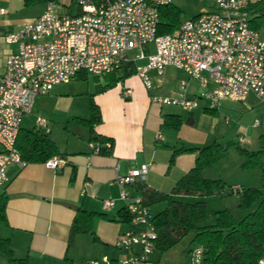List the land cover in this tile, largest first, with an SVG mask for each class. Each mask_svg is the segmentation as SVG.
Returning a JSON list of instances; mask_svg holds the SVG:
<instances>
[{"label":"crops","instance_id":"1","mask_svg":"<svg viewBox=\"0 0 264 264\" xmlns=\"http://www.w3.org/2000/svg\"><path fill=\"white\" fill-rule=\"evenodd\" d=\"M47 1L0 0V8L6 10L0 15L1 66L6 55L15 49V45L5 43L4 34L40 15ZM36 3H40L41 8L24 15V6ZM77 12L78 7L70 13ZM1 44L6 45L7 49L3 50ZM149 48L153 51L152 44H149ZM144 62L145 59L137 61L138 64ZM180 71L172 66H168L161 75L150 71L152 88L149 90L135 73L105 89L102 87L107 83L106 75L80 73L67 83L55 85L49 94L36 99L33 110L38 106L49 116L40 115L48 120V134L56 126L69 131L53 139L50 137L67 163L57 169H50L43 163L9 167V180L0 189V193L8 197L5 220H0V238L9 240L16 258H26L27 264H81L103 256L116 261L127 255L126 250L116 246L120 234L129 228L123 215L127 201L119 198L122 187L115 182L116 174L123 176L147 164L149 170L146 179L123 188L131 196L141 195L143 186L170 193L175 183L193 167L197 156V151H183L175 155L170 165L173 151L178 148H200L218 142L216 131L211 129L206 120L209 113L206 109L211 112L216 107H207L201 101L198 107L184 109L160 105L151 100L150 97L154 95L196 97L204 91L197 79L199 86ZM89 75L93 76L95 82L88 80ZM181 80L187 82L184 91L179 89ZM126 88L130 89L129 94H126ZM92 102L100 111V121L94 125L93 133L110 139L112 147L109 151L95 153L88 145L91 134L81 119L90 117ZM168 115L180 117L177 128L165 123ZM197 118L202 122L198 124ZM21 127L24 128L22 124ZM33 127L38 128L36 123ZM58 144L62 146L61 149ZM209 169L211 167L202 169L204 178L221 179L220 175H206ZM233 186L245 188L237 182L227 183L224 189L213 194L220 197L238 196V193H232ZM17 194L25 195L11 197ZM174 197L191 202L198 200L186 195ZM106 199H113L115 203L104 210L102 202ZM203 200L206 202V197ZM165 206L166 202L161 201L149 206V209L153 215ZM153 207L158 208L157 211H153ZM78 208L103 216L96 215L92 220L94 235L89 232L77 233L69 244V229ZM0 264H8L2 252Z\"/></svg>","mask_w":264,"mask_h":264},{"label":"built area","instance_id":"2","mask_svg":"<svg viewBox=\"0 0 264 264\" xmlns=\"http://www.w3.org/2000/svg\"><path fill=\"white\" fill-rule=\"evenodd\" d=\"M57 1L48 0L40 15L3 36L15 49L0 65V189L9 180V167L28 164L15 146L23 117L32 113L39 96L80 73L104 76L132 61L135 75L149 90V72L161 75L172 66L197 79L204 91L196 97H150L160 105L189 109L202 101L214 108L223 99L244 101L249 94L264 101V35L250 26V0H213L215 7L211 10L182 20L164 34L157 33L159 9L172 4V0H76L77 13L61 11ZM5 12L0 8V15ZM133 49L139 53L135 60H129L127 52ZM140 59L145 62L138 64ZM186 86L187 82L181 80L179 89L184 91ZM125 92L129 94L130 89ZM259 125L255 120L253 126ZM36 126L46 133L50 130L48 120L40 115L36 116ZM88 145L95 153L111 146L110 142L98 141ZM66 163L58 155L43 162L50 169ZM148 170V165L142 164L115 178L122 187L119 198L127 201L123 210L129 223L116 246L127 255L116 261L103 256L81 264H157L150 259L157 233L149 206L141 195L131 196L123 188L144 181ZM239 190L231 187L232 193ZM114 203L106 199L102 208L107 210ZM191 252L193 262L201 263L203 246ZM254 264H264V256Z\"/></svg>","mask_w":264,"mask_h":264},{"label":"trees","instance_id":"3","mask_svg":"<svg viewBox=\"0 0 264 264\" xmlns=\"http://www.w3.org/2000/svg\"><path fill=\"white\" fill-rule=\"evenodd\" d=\"M249 11L251 28L264 35V0L251 2ZM180 22V10L173 4L164 5L159 9L157 33H169ZM134 71L132 61L124 62L118 69L106 74L107 83L102 88L115 85L116 82L135 73ZM206 110L210 112L209 109ZM90 112L88 119H81L91 134L88 140L100 143L110 142V139L93 133L94 125L100 121L99 108L93 102L90 104ZM180 122L179 116L168 115L165 117V123L176 128ZM15 146L27 163H43L54 155H61L49 134L36 127H21ZM111 147L112 144L110 148L102 147L100 151H109ZM237 148L247 157L243 163L244 166L258 162L260 151L251 152L238 145ZM225 150L226 145L218 142L200 148H178L172 153L170 165L173 164L175 155L180 152L197 151V156L193 167L175 183L170 193L158 192L143 186L141 196L147 206L161 201L166 202L163 210L152 215V223L157 233L155 248L160 253L169 250L184 236L192 232L193 239L204 248L203 264H254L258 258L264 256V196L261 193V188H264V165L261 168L260 187L241 188L237 192L238 207L248 208L255 204L252 210L237 220L230 209L223 208L213 212L215 216L213 223H204L210 212L203 198L221 191L226 187V184L221 179L204 178L201 171L203 168L213 165ZM177 195L193 196L198 200L192 202L179 200L174 197ZM7 198L6 194L0 193V220H5ZM96 215L103 216L81 208L76 210L69 229V244L77 233L89 232L94 235L92 220ZM123 215L128 221L127 214L123 212ZM0 252L7 257L8 264H27L26 258L14 256L8 239L0 238Z\"/></svg>","mask_w":264,"mask_h":264},{"label":"rangeland","instance_id":"4","mask_svg":"<svg viewBox=\"0 0 264 264\" xmlns=\"http://www.w3.org/2000/svg\"><path fill=\"white\" fill-rule=\"evenodd\" d=\"M171 2L180 10L181 21L215 7L213 0H172ZM57 3L59 9L64 12H74L77 7L76 0H58ZM40 8V3L27 7L24 6V15L37 11ZM1 47L3 50L7 49V46L4 44H1ZM138 53V49L129 50L127 52L128 59L135 60ZM188 79L196 86H199L197 80L190 77ZM88 80L95 82L92 75H89ZM40 109L42 108L38 109V106H36L31 114L23 117L22 126L24 128L33 127L38 115L49 117L44 110ZM206 118L211 129L216 131L218 143L226 145V150L213 165L209 166L211 169H209L206 175H220L226 184L237 182L240 187H260L261 168L264 165V101L257 98L254 94H249L244 101L223 99L216 106L215 110L207 113ZM54 119L56 120V118ZM255 120L260 121L259 126H253ZM197 122L199 124L202 121L197 118ZM60 127H63V125ZM68 132L64 128L58 129L56 126L49 136L53 139L61 133L67 134ZM240 138L241 141H239ZM237 145L251 152L260 151L257 158L258 162L250 166H244L243 163L247 157L239 152ZM58 146L61 149L62 146L60 144ZM261 191L262 196H264V188H261ZM238 203L239 197L235 195H224V197H220L218 194L208 195L206 197V205L210 214L204 220L205 224L215 221L213 212L218 209L228 207L235 219L239 220L242 215L255 207V204H253L248 208H240L238 207ZM157 209L156 207L152 208L153 211H157ZM1 225L2 223L0 222ZM197 245L191 232L163 253L154 250L150 255V259L156 261L157 264H195L191 250L195 249ZM125 256L123 255V257Z\"/></svg>","mask_w":264,"mask_h":264},{"label":"water","instance_id":"5","mask_svg":"<svg viewBox=\"0 0 264 264\" xmlns=\"http://www.w3.org/2000/svg\"><path fill=\"white\" fill-rule=\"evenodd\" d=\"M21 195H25V194L11 195V197H12V196H21ZM60 203L66 205V206L72 207V208H76L75 206H73V205H71V204H69V203H66V202H60Z\"/></svg>","mask_w":264,"mask_h":264}]
</instances>
